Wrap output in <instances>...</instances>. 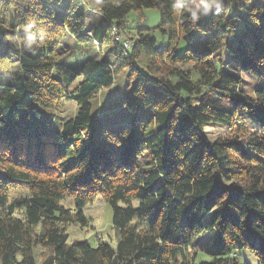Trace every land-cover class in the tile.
<instances>
[{
    "label": "trees",
    "instance_id": "16d2710c",
    "mask_svg": "<svg viewBox=\"0 0 264 264\" xmlns=\"http://www.w3.org/2000/svg\"><path fill=\"white\" fill-rule=\"evenodd\" d=\"M90 1L0 0V63L14 57L21 70L0 86V264H248L243 249L264 264V83L250 94L241 78L263 76L264 3L223 0L193 23L173 15L171 0H98L90 23ZM148 9L154 27L138 23ZM32 20L46 41L35 53L7 38ZM64 34L109 46L134 81L102 134L94 103L115 67L56 59ZM200 34L203 49L181 44ZM61 98L77 110L53 130L44 115ZM210 127L227 134L209 139ZM97 198L111 207L115 245L68 242L66 225L85 226L82 209ZM206 232L210 258L195 262L192 242Z\"/></svg>",
    "mask_w": 264,
    "mask_h": 264
},
{
    "label": "rangeland",
    "instance_id": "374dc122",
    "mask_svg": "<svg viewBox=\"0 0 264 264\" xmlns=\"http://www.w3.org/2000/svg\"><path fill=\"white\" fill-rule=\"evenodd\" d=\"M264 3V0H261ZM93 5L94 12L90 11V7ZM84 12L87 14V17L91 22H96L99 18V2L98 0L90 1L87 3V6H83ZM144 16L139 17L138 23H141L142 26L145 27H154L159 22L158 12L154 9L144 10ZM136 17V16H135ZM132 16L129 17V20H133ZM135 22H133L134 24ZM130 34V33H129ZM132 35V34H130ZM156 39L159 42H166V37L160 35L159 33H155ZM208 38V34H200L195 36L190 41H181L183 46L188 45L193 50H200L205 47L206 40ZM127 41V40H126ZM59 48L57 49L56 59H62L67 56V62L75 69H78L83 64H85L90 59H102L108 64H111L115 67V81L114 84L103 91H101L96 99H95V112H98L99 118L101 120V129L97 127L99 133H103L102 129L107 128L110 123L117 122L118 118L122 116L123 111L120 106H113V103L116 99L122 101L130 90V87L134 84V81L129 79L127 76L128 71L125 68L124 70L116 69V65L118 64V57L115 54L111 53L110 47L104 45L103 47H99L95 44L89 42L78 43L75 38L71 35L64 34L60 43ZM138 61L144 65H150L151 69L158 73L155 69L157 67L155 64H151L149 60L145 57H141ZM156 63V62H154ZM263 67V76L260 81L258 78H251L247 75L243 74L241 77L243 80V86L247 93H252V88L258 85L260 82L264 83V62L261 64ZM233 71L234 69L231 68ZM240 72V71H238ZM21 75V70L19 68L18 62L11 57L10 59L3 61L0 63V86L1 85H9L16 82L17 77ZM128 83L124 86V82ZM76 80L74 83H77ZM115 104V103H114ZM118 105V104H117ZM77 110L76 104L68 100L66 98H61L60 101L54 105L52 108H49L44 117L48 123L51 124V128L56 130V127H60L63 122L68 120L70 117H73ZM21 121H23L24 117L20 116ZM24 123V121H23ZM249 128V126H248ZM227 133L224 132V128L220 127H210L207 130L206 135L209 139H214L219 136H224ZM144 159V158H143ZM25 195V191H13L10 193L9 200L12 201L16 197H20ZM133 205H136V201L132 202ZM61 205L64 207L73 209L74 202L70 197H66L61 201ZM83 214L86 217L87 223L85 226H80L78 224H68L66 225V232L68 234V242L72 241H81L87 240L88 243L95 247L97 242L105 241L110 246L115 245L116 232L113 228L111 217L112 211L109 204L102 201L100 198H97L91 205H88L82 209ZM210 233H202L201 236L192 242V247L190 249L191 252H197V256L195 262H199L202 260H209V256L202 251L204 247L207 245V242L210 237ZM242 259L248 264H259L257 258L252 254L250 249L240 250ZM47 254V251L43 248L35 249V257L37 261H41V259ZM196 255V253H195Z\"/></svg>",
    "mask_w": 264,
    "mask_h": 264
},
{
    "label": "clouds",
    "instance_id": "9594fccd",
    "mask_svg": "<svg viewBox=\"0 0 264 264\" xmlns=\"http://www.w3.org/2000/svg\"><path fill=\"white\" fill-rule=\"evenodd\" d=\"M222 6L223 0H171L173 15L183 17L187 14L193 23L210 15H218L222 11ZM34 26L33 20L28 24H19L15 29V35L7 38L23 51L35 53L45 46L46 41L43 35H37V32L32 30Z\"/></svg>",
    "mask_w": 264,
    "mask_h": 264
},
{
    "label": "built area",
    "instance_id": "2783aa9c",
    "mask_svg": "<svg viewBox=\"0 0 264 264\" xmlns=\"http://www.w3.org/2000/svg\"><path fill=\"white\" fill-rule=\"evenodd\" d=\"M115 39H118V38L116 37ZM128 43H129L128 41H125V45H127V46H128Z\"/></svg>",
    "mask_w": 264,
    "mask_h": 264
}]
</instances>
